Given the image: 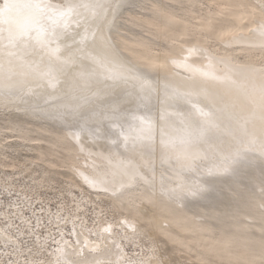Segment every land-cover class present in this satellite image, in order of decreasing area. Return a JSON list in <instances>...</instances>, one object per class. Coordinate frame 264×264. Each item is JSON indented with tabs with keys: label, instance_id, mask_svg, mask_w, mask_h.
Masks as SVG:
<instances>
[{
	"label": "rangeland",
	"instance_id": "rangeland-1",
	"mask_svg": "<svg viewBox=\"0 0 264 264\" xmlns=\"http://www.w3.org/2000/svg\"><path fill=\"white\" fill-rule=\"evenodd\" d=\"M5 1L0 0V7ZM45 1L48 9L53 4V9L64 10L73 0ZM248 1L259 5V0ZM201 2L202 7L188 0H111L108 21L100 29L106 71L73 63L58 72L47 66L45 78H31L0 68V264H258L225 258L220 251L207 255L188 235L145 221L129 225L114 198H123L127 187L141 191L140 177L116 192L93 189L71 170L54 136L76 133V147L119 160L142 151L147 164L143 173L152 179L148 191L205 223L230 225L254 209L264 210V138L238 131L230 113L223 115L210 103H199V111L193 105L196 97L166 83L164 72L143 68L119 41L137 35L156 42L145 36L147 25L141 20L158 19L155 4L192 21L203 17V10H222L218 1ZM211 40L212 50L220 47ZM157 44V51L166 46ZM234 55L242 61L251 55L254 62L264 63L261 50H237ZM184 112L187 117L180 123L194 136V150L183 158H168L157 128L172 114ZM144 125L158 137L127 154L134 143L125 136ZM175 177L182 187L172 183Z\"/></svg>",
	"mask_w": 264,
	"mask_h": 264
},
{
	"label": "bare ground",
	"instance_id": "bare-ground-1",
	"mask_svg": "<svg viewBox=\"0 0 264 264\" xmlns=\"http://www.w3.org/2000/svg\"><path fill=\"white\" fill-rule=\"evenodd\" d=\"M110 1L73 0L68 7L63 8L64 10H61L62 8L55 10L53 9L55 5L51 2L53 7L48 9L46 2L49 1L45 0H6L7 5L0 7L1 70L11 69L24 77H44L47 66L55 72L64 66L81 63L84 69L106 71L108 62L105 65L106 56L100 46L102 44L100 29L106 23ZM188 1L203 6L201 0ZM213 1H218L222 10L218 13L203 10V17L200 16L197 21L165 11L155 4L153 10L158 12V19L141 20L147 25L149 35L145 36L156 39V42L149 43L146 38L132 34L134 37H119V41L143 68L164 72L165 75L161 74L164 75L166 83L174 89L196 97L197 104L193 105L210 103L216 111L224 112L223 115L230 113V117L239 126L238 131L248 137L256 135L263 139L264 63L254 62L251 55L242 61L234 53L237 50L242 52L248 49L264 52V0H259V5L248 0ZM227 20L231 21V25L221 26L223 22L219 21ZM76 29L80 31L74 32ZM217 30L220 33H217ZM211 39L216 40L217 45L220 43V47L212 50L213 48L208 46ZM157 43L166 46L157 51L154 48ZM91 46H96L102 51H94ZM85 76L84 74L83 78ZM197 108L199 111L202 109L198 106ZM172 115L175 116L167 118L165 125L157 128L161 135V146L168 158H183L194 150L195 139L190 135V130L180 123L181 119L187 117V113ZM74 134L66 131L54 136L62 143L64 158L74 168L70 167L71 170L80 173V180L91 188L116 192L118 189L126 188L135 177H140L141 191L135 192L127 187L128 189H124L123 198L118 199L116 196L114 198L126 212L125 221L129 225H140L145 221L165 232L174 234L173 231H176L181 235H188L207 255L220 251L225 258L264 264L263 209L260 207L254 209L245 220L230 225L217 226L205 223L197 216L179 208V204L162 200L158 193L148 191L152 179L143 173L147 164L144 156L142 157V151L138 152L140 156L114 159L113 156L102 155L103 151L76 147L73 144L76 139ZM125 137L134 143V147L131 145L133 151L129 150L127 154L130 151L135 154V151L140 149L138 147L141 146V142L151 141L158 136L148 125H144L132 129ZM175 179H172V183L178 188L182 187L178 178ZM135 181L137 182V179ZM179 191L181 192L180 189ZM83 254L85 256V253Z\"/></svg>",
	"mask_w": 264,
	"mask_h": 264
}]
</instances>
